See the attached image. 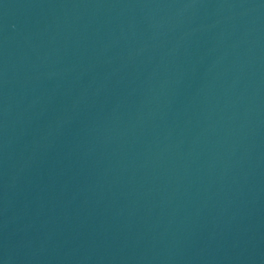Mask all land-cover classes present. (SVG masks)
<instances>
[{"label": "water", "instance_id": "obj_1", "mask_svg": "<svg viewBox=\"0 0 264 264\" xmlns=\"http://www.w3.org/2000/svg\"><path fill=\"white\" fill-rule=\"evenodd\" d=\"M0 264H264V0H0Z\"/></svg>", "mask_w": 264, "mask_h": 264}]
</instances>
